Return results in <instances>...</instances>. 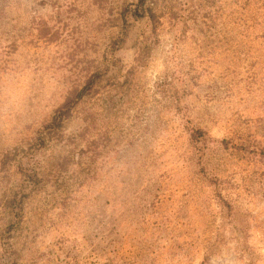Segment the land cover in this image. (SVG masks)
Masks as SVG:
<instances>
[{"label":"rangeland","instance_id":"374dc122","mask_svg":"<svg viewBox=\"0 0 264 264\" xmlns=\"http://www.w3.org/2000/svg\"><path fill=\"white\" fill-rule=\"evenodd\" d=\"M0 264H264V0H0Z\"/></svg>","mask_w":264,"mask_h":264},{"label":"trees","instance_id":"16d2710c","mask_svg":"<svg viewBox=\"0 0 264 264\" xmlns=\"http://www.w3.org/2000/svg\"><path fill=\"white\" fill-rule=\"evenodd\" d=\"M138 2L140 3V4H142L143 2H144V0H138ZM149 10V9H148ZM149 14H150V17L151 18H153V13H152V11L150 10L149 11ZM92 77V76H91ZM91 77H89L88 78V80H87V82H86V85L88 84V86L90 85L89 83H91L92 81H91ZM88 86H86L84 89H86ZM81 94H83L82 93V90H80L79 92H78V96H80ZM70 105V101L69 100H67L59 109H58V116H64V115H66V113L68 112L67 110H68V106ZM57 115H55L54 116V118L56 117Z\"/></svg>","mask_w":264,"mask_h":264}]
</instances>
